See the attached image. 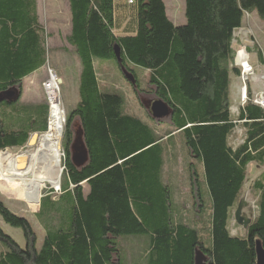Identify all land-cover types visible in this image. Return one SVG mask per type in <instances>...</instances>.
Returning a JSON list of instances; mask_svg holds the SVG:
<instances>
[{"label": "trees", "instance_id": "obj_1", "mask_svg": "<svg viewBox=\"0 0 264 264\" xmlns=\"http://www.w3.org/2000/svg\"><path fill=\"white\" fill-rule=\"evenodd\" d=\"M69 2L68 42L76 49L82 73L80 102L67 116L61 195L53 200L51 190L36 214L46 231L41 248L33 224L12 213L0 199L2 220L22 230L26 242L21 247L0 225V244L5 248L0 264H119L117 239L124 235L150 236L146 264H194L198 252L208 264H257V243L264 249V172L252 187L258 216L244 236H232L230 227L248 167L264 166V109L252 102L250 93L235 121L230 84L232 74L241 76L234 66L235 32L243 27L247 14L264 21V0H186L184 26L169 20L163 0H135V35L123 37L114 33L115 0ZM116 46L121 48L122 64L117 63ZM46 56L37 0H0V164L5 163L4 168L13 153L2 151L24 148L32 134L48 132V105L25 114L12 109L22 99L25 80L45 67ZM259 57L264 62L262 54ZM96 59L116 62L141 105L144 96L152 94L154 101L170 107L166 119L175 130L166 142L176 135L183 139L191 160L189 181L199 225L177 217L164 175V138L144 121L125 115L122 96L103 91ZM137 68L150 72L151 91H142ZM10 90L18 91L17 99H6ZM147 112L156 123L166 120H155L151 110ZM238 123L246 128V139L232 147L230 138ZM204 184L211 203L208 221L201 214L207 203L201 191Z\"/></svg>", "mask_w": 264, "mask_h": 264}, {"label": "rangeland", "instance_id": "obj_2", "mask_svg": "<svg viewBox=\"0 0 264 264\" xmlns=\"http://www.w3.org/2000/svg\"><path fill=\"white\" fill-rule=\"evenodd\" d=\"M163 1L167 8L169 20L175 26L186 25V0ZM37 11L40 25L45 30L47 62L45 67L40 69L36 75L25 80L22 99L12 109L19 110L25 114L31 109L30 104L33 103L46 104L49 107V97L43 89V83L48 79L50 69L57 74L59 81L58 97L65 113L64 135L61 141L62 168H64V140L67 116L76 109L80 102L79 88L82 65L76 49L68 42L72 32L69 0H37ZM115 17V35L123 37L126 34H130L136 28L137 9L135 0H115ZM233 50L235 56L234 66L241 72L240 77L231 75L230 84L231 113L233 119L238 121L241 110L249 101L250 93L252 94L253 103L261 104V101L264 100V62H261L259 57L262 54L264 60V21L257 14H247L245 16L243 27L235 32ZM94 64L103 91L108 94L120 95L124 98L123 113L125 115L144 121L161 138H165L174 132L175 128L170 123V119H166L162 123H156L151 120L147 108L154 102V96L152 94L144 96L143 105H141L115 61L96 59ZM135 71L142 91H151L149 86L150 72L140 68ZM243 89L245 95H243ZM50 113L51 109L49 107L48 130L51 120ZM13 126H15V123L12 122ZM246 133L247 130L243 123H238L230 138L231 146L238 147L243 144L246 139ZM45 134L40 133L38 141ZM164 145L166 147L165 177L169 181L175 209L178 211L177 217L191 226H197L199 223L195 218L194 200L189 181L190 165L188 164L191 160L184 146L183 139L181 136L176 135L169 143L166 142ZM36 146H25L20 149L2 151V153L8 154L9 152L13 153V155L8 157L6 168L3 167L5 163L0 164V199L12 213L28 219L33 224L39 237V248H41L46 231L36 214L40 211L42 199L53 190L54 193L49 195L53 197V200H57L61 195V188L56 191L50 186L44 188L40 184L20 185L17 172L10 166L12 157L34 150ZM198 169L201 181H203V169L201 166H198ZM263 172L264 166L259 164H251L248 167L247 180L242 196L244 204L242 216L245 219L253 220L258 216L257 198L252 193V187ZM63 174L62 172V180ZM84 188L86 194H88L89 187L84 185ZM201 191L205 203L207 201L205 205L207 208L204 207L201 214L204 216L205 221H208L211 203L205 184L202 186ZM32 203H37L35 204L36 209H32ZM237 208L233 211L230 230L232 236H244L246 229L235 220ZM0 225L8 236L12 237L21 247H25L26 242L22 230L7 225L1 216ZM198 228L202 229V226L200 225ZM117 243L121 256L119 264H146L150 251L149 235H124L117 239ZM4 251V246L0 244V254Z\"/></svg>", "mask_w": 264, "mask_h": 264}, {"label": "bare ground", "instance_id": "obj_3", "mask_svg": "<svg viewBox=\"0 0 264 264\" xmlns=\"http://www.w3.org/2000/svg\"><path fill=\"white\" fill-rule=\"evenodd\" d=\"M49 92L51 120L48 132L36 144V149L10 159L20 185L40 184L58 191L62 184V147L65 113L58 97L59 81L52 82ZM243 95L245 91L243 89ZM264 101V100H262Z\"/></svg>", "mask_w": 264, "mask_h": 264}, {"label": "water", "instance_id": "obj_4", "mask_svg": "<svg viewBox=\"0 0 264 264\" xmlns=\"http://www.w3.org/2000/svg\"><path fill=\"white\" fill-rule=\"evenodd\" d=\"M114 51H115L117 63L122 64L121 48L119 46H116ZM18 95H19L18 91L10 90L6 93L5 97L7 100H15L18 98ZM147 109L151 110V114L153 118L158 121L168 118L171 114L170 107L162 100H157L152 102V104ZM39 137H40V133L32 134L26 146L28 147L35 146L38 143ZM62 171L64 173V168H62ZM243 207L244 204L241 200V202L238 205L237 211L235 213V220L239 225H242L244 226L245 229H247L251 225L252 220L245 219L242 216ZM256 256H257V264H264V249L260 242H258L256 245ZM194 264H208V263L206 262L204 255L201 252H198L196 253Z\"/></svg>", "mask_w": 264, "mask_h": 264}, {"label": "built area", "instance_id": "obj_5", "mask_svg": "<svg viewBox=\"0 0 264 264\" xmlns=\"http://www.w3.org/2000/svg\"><path fill=\"white\" fill-rule=\"evenodd\" d=\"M132 3V2H131ZM55 80H58V76L57 74L53 71V70H49V77L48 79L43 83V89L46 92V94L49 97V92L52 90V82H54ZM247 90V89H246ZM261 104H257L254 102V104L262 107L264 109V101H261ZM65 156V155H64Z\"/></svg>", "mask_w": 264, "mask_h": 264}, {"label": "crops", "instance_id": "obj_6", "mask_svg": "<svg viewBox=\"0 0 264 264\" xmlns=\"http://www.w3.org/2000/svg\"><path fill=\"white\" fill-rule=\"evenodd\" d=\"M135 30H136V28L130 34H126L125 36H134L135 35V32H134ZM36 73H34L33 75H36ZM32 76H30V77H32ZM30 105H31V108L34 110L37 106H41V105H44V104H41V103H33V104H30ZM166 139H167V137L164 138L163 142H166ZM164 175H165V169H164Z\"/></svg>", "mask_w": 264, "mask_h": 264}]
</instances>
